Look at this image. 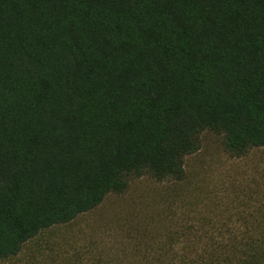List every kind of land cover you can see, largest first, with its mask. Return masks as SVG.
Masks as SVG:
<instances>
[{"label":"trees","instance_id":"16d2710c","mask_svg":"<svg viewBox=\"0 0 264 264\" xmlns=\"http://www.w3.org/2000/svg\"><path fill=\"white\" fill-rule=\"evenodd\" d=\"M205 130L264 149V0H0V263L131 177L182 179ZM170 241L141 259L264 264L261 239Z\"/></svg>","mask_w":264,"mask_h":264},{"label":"rangeland","instance_id":"374dc122","mask_svg":"<svg viewBox=\"0 0 264 264\" xmlns=\"http://www.w3.org/2000/svg\"><path fill=\"white\" fill-rule=\"evenodd\" d=\"M200 141V149L183 160L182 179L131 177L122 192L107 194L66 225L41 231L0 264H157L141 256L157 255L169 238L165 249L172 255L204 249L200 244L208 239L222 249L235 239L239 249L259 251L264 149L235 157L223 136L211 130ZM195 240L200 244L193 248Z\"/></svg>","mask_w":264,"mask_h":264}]
</instances>
